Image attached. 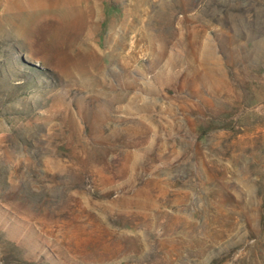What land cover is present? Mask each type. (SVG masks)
<instances>
[{"label":"rangeland","instance_id":"374dc122","mask_svg":"<svg viewBox=\"0 0 264 264\" xmlns=\"http://www.w3.org/2000/svg\"><path fill=\"white\" fill-rule=\"evenodd\" d=\"M0 264H264V0H0Z\"/></svg>","mask_w":264,"mask_h":264}]
</instances>
